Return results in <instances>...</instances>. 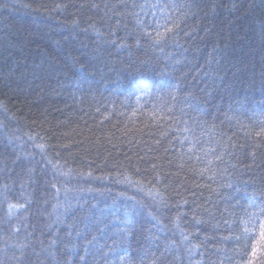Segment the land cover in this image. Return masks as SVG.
<instances>
[{
  "label": "trees",
  "instance_id": "trees-1",
  "mask_svg": "<svg viewBox=\"0 0 264 264\" xmlns=\"http://www.w3.org/2000/svg\"><path fill=\"white\" fill-rule=\"evenodd\" d=\"M261 129L264 0H0V264H264Z\"/></svg>",
  "mask_w": 264,
  "mask_h": 264
},
{
  "label": "snow or ice",
  "instance_id": "snow-or-ice-1",
  "mask_svg": "<svg viewBox=\"0 0 264 264\" xmlns=\"http://www.w3.org/2000/svg\"><path fill=\"white\" fill-rule=\"evenodd\" d=\"M126 5L124 4H119V5H116L115 7L117 8H122V7H125ZM90 7L96 9V11L99 13L100 12V6L99 5H96V4H92L90 5ZM156 7H159L160 11H161V15H165V8L166 6L163 5V4H160V5H157ZM173 7H175L173 5ZM111 12L112 14L109 15L108 13ZM105 18L107 20V22H109V27L106 29L107 31L111 33V27H110V21L113 20V19H116L117 22L119 21V18H120V14L115 12L113 8H111L108 4H105L104 5V12L102 13V18L100 21H98L99 23H101L102 25L105 24ZM169 23H172L171 21V18L169 17L167 20H165L164 24L163 25H157V27H164V31L161 32V31H156L154 34L153 33H148V32H142L141 33V38L146 40L149 44H151L152 47H158L161 43H164L166 42L167 38L169 35H174V29L173 28H169L167 27L166 25L169 24ZM137 26L138 28H142L143 25L140 24L139 21H137ZM87 31V29H86ZM138 44H139V40L136 41ZM113 43H115L113 41ZM121 47H125L124 44H121L120 45ZM175 63L179 64L180 62L179 61H176ZM5 87H8L9 85L8 84H5L4 85ZM4 111H7V109L5 108ZM154 116V119H160V117L158 116H155V114H153ZM187 131V129L185 130ZM262 134H264V129H261L260 132H257L256 135L259 137L261 136ZM163 135V134H161ZM30 139H34L33 137H30ZM159 140L156 141L157 144H159ZM185 142H187V138H185ZM181 143H184V142H181ZM38 148L41 149V151L43 152L44 149H45V145L43 144H40V145H37ZM149 151H151V149H149ZM165 151L167 152L168 149H165ZM138 159H143V157H139ZM131 161L129 160V163ZM48 164L51 166V168L53 169V176H56V175H67L68 173H62L60 172L59 170V167L56 165V164H51V162L49 161ZM152 169H156L158 167L157 164H152L151 165ZM81 175H84V176H87V177H92V172L89 171L88 173H84V174H81ZM110 177L108 176H104V177H94V179H99V180H105V179H109ZM117 180L118 183H126V184H129L130 186H133V187H137L139 190L143 191V186L140 184L139 181H133L131 179L130 176L128 175H122V173L118 170L117 171V176L115 178ZM157 183H162V179L160 178L159 175H157ZM53 189H55L57 192H59V189L57 188V186L55 184H53L51 186ZM148 196L153 200L154 203L156 204H160V205H164L166 208L169 206L168 205V197L164 195L163 192H161L159 189H155V188H150L148 190ZM123 195V194H121ZM178 195V193H177ZM132 201H133V205L134 207H138L140 206L136 201H135V198H131ZM188 202L186 200L182 201L181 203H178L176 205V207H181L183 205H186ZM254 203V202H253ZM22 207V206H21ZM131 211V210H130ZM149 215H152L153 219L156 220L157 223H160V221L156 218V216L153 214V213H149ZM259 215H264V209H261ZM179 218H177V227H179ZM55 223V222H53ZM53 225L50 224L48 227L51 228ZM262 228H264V225H262ZM125 235H127L125 233ZM262 235H264V232H262ZM181 237L187 241L188 240V236L184 234L183 230H181ZM53 243H55V241H53ZM176 242L173 241L172 242V245L175 246ZM35 256H36V261H35V264H41V260H40V256L41 255H45V254H50V253H47V250L42 248L40 252H35L33 253Z\"/></svg>",
  "mask_w": 264,
  "mask_h": 264
}]
</instances>
